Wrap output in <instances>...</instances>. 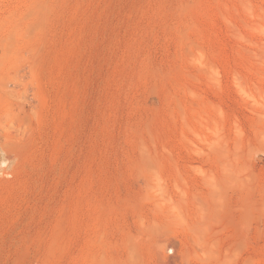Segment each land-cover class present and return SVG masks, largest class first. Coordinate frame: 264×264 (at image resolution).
<instances>
[{
    "label": "rangeland",
    "instance_id": "rangeland-1",
    "mask_svg": "<svg viewBox=\"0 0 264 264\" xmlns=\"http://www.w3.org/2000/svg\"><path fill=\"white\" fill-rule=\"evenodd\" d=\"M0 264H264V0H0Z\"/></svg>",
    "mask_w": 264,
    "mask_h": 264
},
{
    "label": "bare ground",
    "instance_id": "bare-ground-1",
    "mask_svg": "<svg viewBox=\"0 0 264 264\" xmlns=\"http://www.w3.org/2000/svg\"><path fill=\"white\" fill-rule=\"evenodd\" d=\"M19 104H20V106H19L20 108H19V109H22L23 111H27V105H26L25 103H23V102L21 103V102H20ZM27 113H28V111H27ZM24 114H26V113L24 112ZM24 114H23V115H24ZM17 115H18V114H17ZM25 116H26V115H25ZM21 118H22V117H21ZM2 161H3V160H2Z\"/></svg>",
    "mask_w": 264,
    "mask_h": 264
}]
</instances>
